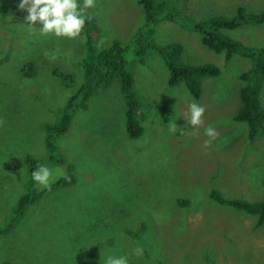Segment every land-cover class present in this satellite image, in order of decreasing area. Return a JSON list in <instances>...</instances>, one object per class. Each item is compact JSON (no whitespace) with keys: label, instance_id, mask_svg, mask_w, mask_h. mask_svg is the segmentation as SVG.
<instances>
[{"label":"rangeland","instance_id":"374dc122","mask_svg":"<svg viewBox=\"0 0 264 264\" xmlns=\"http://www.w3.org/2000/svg\"><path fill=\"white\" fill-rule=\"evenodd\" d=\"M76 2L79 6L83 0ZM172 3L181 19L158 22L154 41H175L182 61L215 63L221 72L204 79L202 96L194 99L183 84L168 86L160 55H147L143 64L129 55L138 99L171 103L177 131L168 130L169 121L160 123L154 107L138 106L144 131L131 138L124 117H118L117 85L106 87L94 98V106L102 104L78 111L58 139L75 181L46 190L0 235V264H104L108 256L119 255H127L129 264H264V224L255 226L254 215L208 196L217 189L225 197H264V132L246 144V124L232 119L243 85L238 74L250 60L236 56L224 62L190 25L209 16H232L238 6L261 12L264 0ZM18 4L0 0V228L31 179L25 155L47 154L43 125L55 120L80 82L76 62L84 53L82 30L71 38L42 35L39 21L29 29L27 12ZM83 15L96 23L100 43L111 38L127 42L144 21L137 0H94ZM219 31L246 45H264V23ZM259 99L264 107V86ZM191 101L205 109L197 126L184 117ZM207 126L215 129V137L205 135ZM44 164L62 171L54 182L68 174L66 164ZM142 219L146 229L133 236L128 230ZM137 247L143 249L140 256L133 254Z\"/></svg>","mask_w":264,"mask_h":264},{"label":"trees","instance_id":"16d2710c","mask_svg":"<svg viewBox=\"0 0 264 264\" xmlns=\"http://www.w3.org/2000/svg\"><path fill=\"white\" fill-rule=\"evenodd\" d=\"M137 2L143 9L144 21L127 42L111 38L104 43H100L99 37L102 36L96 23L91 19L93 22L91 24L89 17H86L81 28L84 34L81 43L84 47V53L76 62L81 70L80 82L56 113L55 120L50 123L46 122L43 125L46 131L44 141L47 154L39 158L25 155V164L29 167L30 176L32 169L36 165L44 164V162L66 164L68 174L65 177L61 176L48 187L43 188L36 187V184L30 179L26 191L17 202L13 215L0 228V235L7 233L24 209L40 199L46 190L75 181V175L71 174L73 164L65 162L66 159L57 145L58 139L67 132L78 111L86 112L102 104L94 106V98L100 92H104L106 87L117 85L122 99V114L118 117H124L122 125L131 138L136 140L144 131V126L137 113L138 106L143 108L146 106L154 107L159 114L160 123L168 121L169 124L171 123L170 117L173 116L171 110L173 105L171 103H147L138 99L129 55L141 64L145 62V58L151 53L160 55L167 68L168 86L173 87L183 84L194 99L201 98L204 79L215 77L221 72L220 67L215 63L206 62L201 64L182 61L179 57L181 46L175 41L163 44L154 41L152 35L158 22L165 18L181 19L176 16L177 10L172 0H137ZM244 23H264V10L251 13L245 11L242 6H238L232 16H209L190 22V25L192 29L199 32L201 43L211 51L221 53L224 62L236 56L247 57L250 60L247 70L238 74L243 85L239 89L238 107L232 110V119L244 122L247 126L246 136L249 141L247 140L246 144H249L248 142L264 132V107H262L259 99L261 88L264 86V45H246L239 39L219 31L221 28L234 29ZM26 73H31V66H28ZM102 127L104 129L107 126L104 124ZM84 133H90L88 128H85ZM226 138L223 137V140L227 143ZM208 196L219 205L254 215L255 226L264 224V197L253 201L237 197H225L217 189L209 190ZM180 203L186 204L187 202L180 200ZM145 229V221L142 219L139 221L138 227L128 231L133 236H139ZM1 264L10 263L4 262Z\"/></svg>","mask_w":264,"mask_h":264},{"label":"clouds","instance_id":"9594fccd","mask_svg":"<svg viewBox=\"0 0 264 264\" xmlns=\"http://www.w3.org/2000/svg\"><path fill=\"white\" fill-rule=\"evenodd\" d=\"M94 6V0H83L82 5L77 4L76 0H19L17 7L26 10L25 20L29 29L33 28V22L39 21L40 34L52 33L55 36L75 37L80 33L85 23L84 9ZM90 18V17H89ZM188 115L184 116L189 124L197 126L202 124L204 107L195 101L187 104ZM177 125L174 121L168 125V130L175 133ZM205 135L215 137V129L207 126L204 129ZM62 175L59 168H50L45 164H39L31 171V179L41 187H48L54 180ZM133 254L140 256L143 249L137 247ZM104 264H129L127 255L108 256Z\"/></svg>","mask_w":264,"mask_h":264}]
</instances>
